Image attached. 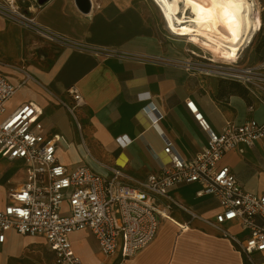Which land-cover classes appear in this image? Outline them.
<instances>
[{
    "label": "crops",
    "instance_id": "0c3cea01",
    "mask_svg": "<svg viewBox=\"0 0 264 264\" xmlns=\"http://www.w3.org/2000/svg\"><path fill=\"white\" fill-rule=\"evenodd\" d=\"M89 3L84 12L76 0L24 1L22 8L31 4L38 24L62 37L57 41L0 13V73L18 85L5 103L4 115L23 103L39 106L41 132L56 140L60 163L70 169L86 165L104 177L115 166L140 180L169 167L166 141L181 157L191 159L205 147L208 135L187 101L198 107L216 132L227 122H264V99L252 85L188 70L184 61L192 55L179 59L159 43L148 0ZM69 88L82 98L73 113L57 99L73 103ZM146 105L162 115L155 125L144 111ZM220 163L230 167L248 192L264 191V140L238 145ZM25 178L21 161L0 158V207L7 203L8 191ZM198 188V183L172 187L171 197L194 216L172 207L154 239L133 257L123 259L119 251L105 254L86 229L69 235L74 254L83 264H264V250L241 254L223 236L244 239L248 232L236 220L215 223L221 210L218 199L198 196ZM255 221L264 226L262 218ZM179 224L186 228L181 230ZM0 264L56 262L44 238L9 230L0 242Z\"/></svg>",
    "mask_w": 264,
    "mask_h": 264
},
{
    "label": "built area",
    "instance_id": "2783aa9c",
    "mask_svg": "<svg viewBox=\"0 0 264 264\" xmlns=\"http://www.w3.org/2000/svg\"><path fill=\"white\" fill-rule=\"evenodd\" d=\"M24 1L0 0V13H8L49 40H61L60 35L37 23L30 12L31 4L22 8ZM202 56L200 60H185V67L263 88L264 63L239 65L232 61L227 64ZM17 89L18 85L0 73V158L21 161L26 173L25 181L8 191V201L0 207L1 243L9 230L40 236L53 251L56 264H83L72 250L69 235L86 229L105 254L119 251L123 259L133 257L154 239L160 222L169 218L172 207L194 216L171 197L170 190L179 183H198V196L218 199L221 210L215 215V223L236 220L248 232L244 239L223 233L237 251L248 254L264 250V226L255 221L256 217L264 220V191L248 192L230 167L220 163L223 155L238 145L251 146L264 140V122L254 119L240 125L227 122L216 132L198 107L187 101L186 106L208 135L207 144L196 156L185 159L166 141L164 152L169 156L170 165L160 173L137 180L113 166L111 173L104 177L86 165L70 169L58 161L56 140L41 132L42 110L36 104L23 103L4 115L5 103ZM68 92L73 96V103L57 99L73 113L82 98L74 88ZM144 111L154 125L162 117L152 105H146ZM179 227L183 230L186 225L179 224Z\"/></svg>",
    "mask_w": 264,
    "mask_h": 264
},
{
    "label": "bare ground",
    "instance_id": "6f19581e",
    "mask_svg": "<svg viewBox=\"0 0 264 264\" xmlns=\"http://www.w3.org/2000/svg\"><path fill=\"white\" fill-rule=\"evenodd\" d=\"M154 2L171 34L185 38L205 54L203 58L216 62H238L263 26L258 0ZM157 49L165 47L157 46ZM191 52L199 55L194 50Z\"/></svg>",
    "mask_w": 264,
    "mask_h": 264
},
{
    "label": "rangeland",
    "instance_id": "374dc122",
    "mask_svg": "<svg viewBox=\"0 0 264 264\" xmlns=\"http://www.w3.org/2000/svg\"><path fill=\"white\" fill-rule=\"evenodd\" d=\"M149 4H152L153 8V20L154 26L156 31V38L159 40V43H164L167 45L171 50V54H175L177 58H181L184 55L185 57L189 58L192 55L193 60H200V55H205L199 48L192 45L188 42L185 38H181L179 36L171 34L166 29V24L164 19L161 15L159 7L156 5L154 0H148ZM260 15L262 17L263 26L261 30H259L251 42L250 46L245 50L243 56L238 60L239 65H248V64H258L264 63V0H258ZM188 49L189 51H185ZM194 50L197 54L192 53L191 51ZM188 53V55L186 54ZM208 55V54H207ZM204 60V59H203ZM255 91L258 93V96L264 99V86L263 89L261 87H253Z\"/></svg>",
    "mask_w": 264,
    "mask_h": 264
},
{
    "label": "water",
    "instance_id": "95a60500",
    "mask_svg": "<svg viewBox=\"0 0 264 264\" xmlns=\"http://www.w3.org/2000/svg\"><path fill=\"white\" fill-rule=\"evenodd\" d=\"M45 1L47 0H37V2L39 4H43ZM76 4L79 6V8L81 10H83L84 12H87L89 10L90 7V3L89 0H76Z\"/></svg>",
    "mask_w": 264,
    "mask_h": 264
}]
</instances>
